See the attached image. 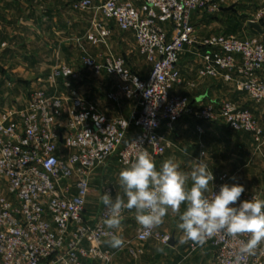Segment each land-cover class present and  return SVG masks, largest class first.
Masks as SVG:
<instances>
[{"label": "built area", "instance_id": "obj_1", "mask_svg": "<svg viewBox=\"0 0 264 264\" xmlns=\"http://www.w3.org/2000/svg\"><path fill=\"white\" fill-rule=\"evenodd\" d=\"M226 0H106L98 11L108 22H95L92 43L112 36L111 22L132 33L151 67L147 78L128 67L124 57L105 55L104 64L82 61L94 78L106 76L111 89L104 100L89 99L83 91L84 71L63 63L39 81L23 107H0V264H112L104 249L114 234L100 220L86 215L87 198L96 173L119 162L124 168L146 149L156 165L172 147L171 136L184 120L215 122L260 145L264 128L253 113L230 101L193 106L175 93L182 86L180 62L193 49L200 64L198 76L221 80L264 105V42L235 35L200 36L197 19L216 16ZM93 0H80L76 10L89 11ZM264 19V7L250 22ZM248 23V24H249ZM122 99L135 101L128 117L112 116L110 107ZM105 105H104V104ZM104 105V106H103ZM102 118L101 121L93 119ZM198 130L203 131L198 125ZM212 191L229 184V174H215ZM211 188V185H210ZM110 192V189H106ZM256 194H242L241 200ZM158 227L140 226L136 241L169 245L171 237ZM247 235L217 234L203 246L189 243L190 254L213 251L212 264H264V243L254 255L240 252Z\"/></svg>", "mask_w": 264, "mask_h": 264}, {"label": "rangeland", "instance_id": "obj_2", "mask_svg": "<svg viewBox=\"0 0 264 264\" xmlns=\"http://www.w3.org/2000/svg\"><path fill=\"white\" fill-rule=\"evenodd\" d=\"M13 1L15 5L11 10L13 15L9 14L8 19H10L9 21L15 25L14 28L17 30L14 32L17 33L19 39L14 43L9 41L8 44L6 41L4 46H0V100L5 102H11L14 100L12 104L17 105L18 107L25 106L29 101V96L32 90L36 88L39 81L43 79V76H41L35 80L34 74H45L47 71L45 65L49 63L48 60L55 58V61H58L62 56L66 59L65 64L73 66L79 71H84L82 61L85 57L93 58L98 64L103 65L105 55L110 51L113 55L123 56L125 58L129 55L128 66H131L133 70L135 69L139 77L146 78L150 74L151 67L147 64L145 57L140 53L139 48L137 51L135 41L133 42V40H129L128 42L125 40L127 43H122L125 38L131 39L132 37H126L114 22L110 23L112 27V36L110 39L105 40V42L101 40L99 43H92L90 41V36H96L95 22H108L98 11V7L101 4L100 2H105L106 0H93L95 2V7L89 11L75 9L76 3L80 0H38L35 5L42 8L40 11H44L46 8H54L61 3L62 5H65L67 7L66 17L68 19V25L66 33L60 36L53 29L42 26V29L39 30L41 37L36 40L39 44L35 45L29 42L30 39L34 37L35 33V31L29 26V21L31 20L29 8L33 7L34 0ZM0 2L2 4L3 2L8 4L12 3V1L7 2V0H0ZM222 7V9L234 7L235 11L229 15L230 17H228L227 20H222L219 16L221 13H217L216 16H206L199 20L197 19V26L199 28L198 33L200 36L204 37V34L209 32H212L210 34H223L236 29L237 32L235 36L237 35L239 38L240 36L244 37L246 35L245 33L249 32L247 26L249 21L253 20L258 11L264 7V0H226ZM236 23H238L237 27L233 28ZM259 24L264 29V19L260 20ZM13 25L8 27L9 30L7 29L4 33H11L10 29H12ZM255 34L260 37L256 32H254V35ZM56 39L63 40L65 44L62 46L59 45ZM4 56L7 57L4 58ZM36 58L39 63L36 61L34 62ZM196 60L194 63H190L191 61L188 56L185 55L183 57V62L191 65L190 72L194 75L196 71V75L193 76L194 79L192 81L194 83V88L187 87L183 93L178 94L187 97L191 104L196 107L205 106L210 102H216L218 104L223 101H230L238 107L237 103L232 100V95H234V91L237 88L235 86H229L221 80L200 78L197 70V68L199 69L200 64ZM40 61H43L41 65ZM62 64L63 63H57L54 67ZM83 75L86 80L83 85L87 86L83 88V91H85V95L89 97V99H93L98 95V93L95 92V89L100 84L103 85V82L104 87L107 86V84L110 87L112 85L110 79L106 76L94 78L87 71H84ZM202 81H208L211 85L215 82L219 87V90L223 91L224 88L225 92L216 93L215 91L216 94L208 93V98L205 99L204 96H206V94L199 90ZM207 85L211 86L209 84ZM209 92L212 91L209 90ZM104 96L105 94L100 95V97ZM129 102H132V105L135 107V101L129 100ZM254 106L255 108L250 107L249 109L252 111L257 122L264 128V116L261 113V110H259V108L264 105ZM1 107L4 108L8 106L3 104ZM256 108L258 110H256ZM194 124L195 135L194 133H191V136L195 138L196 141H199L200 139V142L197 144L201 147V151L206 150V154H208L210 159V165H208L210 170L216 174L226 172L232 176L235 172L239 171L240 174L237 175V182L235 183H239L245 187V192L243 194H260L261 199H264V140L262 144L257 145L253 143V140H251L246 134L230 131L220 118L215 122L194 121ZM198 125L202 127L203 131L198 130ZM211 130L216 132H211ZM226 135L229 137L228 140L226 139ZM206 137L207 145L205 147L202 142ZM185 143H187V141ZM241 145L244 147L241 148ZM245 151L249 152L248 157L244 154ZM202 154L205 155L204 153ZM245 166L247 167L245 168ZM109 177L108 173H106L104 176V182H108L107 180L111 179ZM0 185L5 186L3 179H0ZM177 224L178 223H175L174 220L166 218L161 225V230H170L171 233L173 230L178 229Z\"/></svg>", "mask_w": 264, "mask_h": 264}, {"label": "clouds", "instance_id": "obj_3", "mask_svg": "<svg viewBox=\"0 0 264 264\" xmlns=\"http://www.w3.org/2000/svg\"><path fill=\"white\" fill-rule=\"evenodd\" d=\"M93 119L99 122L102 118ZM195 161L190 171H183L176 157L171 156L157 169L146 149L138 152L118 174L120 191L114 198L108 191L101 197L108 213L103 223L119 229L127 210L134 212L136 222L145 231H151L162 225L171 212L178 216L177 227L183 233L179 243L203 247L220 233L232 238L247 235L240 252L254 255L264 243V199L252 196L241 200L245 187L239 183L222 184L218 193L213 192V172L202 159ZM105 243L113 249L124 246L123 238L116 234Z\"/></svg>", "mask_w": 264, "mask_h": 264}, {"label": "crops", "instance_id": "obj_4", "mask_svg": "<svg viewBox=\"0 0 264 264\" xmlns=\"http://www.w3.org/2000/svg\"><path fill=\"white\" fill-rule=\"evenodd\" d=\"M10 1H12V3H10V4L3 2V4H5V5H3L0 2V46H4L6 43L8 44L9 41H11V43H14L15 41H17L19 39V37L17 36V33L14 32L15 30H17L14 28L15 25H13V23L9 21L10 19H8L9 14L13 15L11 10L15 6L13 3L14 2L13 0H7V2H10ZM36 2H38V0H34L33 7L29 8V12L31 15V20L29 21L30 22L29 26L31 27V29L33 31H35V33H34V37L32 39H30V41L28 39V41L31 42V44H33V45L39 44V43H37L36 40L41 37L39 30L42 29V26H44L45 28L53 29L54 31H56V33L59 36L66 33L67 25H68V19L66 17L67 16L66 15L67 14V7L65 5H62V3H61L59 6H55L54 8H46L44 11H40V10H42V8L37 7L35 5ZM38 8H40V9H38ZM224 9H226V8H224ZM232 12L233 11H222L221 10V12H220L221 14L219 16L222 18V20L223 19L227 20V18L230 17L229 15ZM196 24H198L197 21H196ZM12 25H13V27H12V29H10L11 33H9V34L4 33V31H7L8 27H10ZM234 25L235 26L233 28H236L238 23H236ZM4 26H5V28H4ZM247 26L249 28V32L245 33L246 35L244 37L240 36V38L255 37V38H259L261 41L264 40L263 39L264 34H259L257 31L250 28L249 24ZM263 31H264V29H263ZM236 32L237 31L235 29V30H232L230 32L228 31V32L223 33V34H215V35H235ZM254 32L259 34L260 37H258L256 34L254 35ZM210 33H212V32L204 34V36L212 35ZM123 34L126 35V37L131 36L132 38L131 39L125 38L122 43H127L126 41L129 42V40H133V42L135 41V43H136L135 37L132 33H124L123 32ZM5 37H6V39H5ZM237 37H239V36H237ZM56 40L58 41V44L61 46L63 44H65V42H63V40L62 41L58 40V39H56ZM136 46H137V44H136ZM137 51H138V46H137ZM193 51H194L193 49L189 48V50H187L185 52L186 54L184 53L181 57L180 69L182 72L183 82H182L181 87H178L177 89H175L174 92L177 94L183 93L187 87H191V88L193 87L194 88V85H193L194 83L192 81L194 79L193 76L196 75V71L193 75L190 72L191 71V69H190L191 65L186 63V62H183V57L186 55L190 58L191 62L190 61L189 62L194 63V61L196 60V57L193 54ZM5 57H7V56H4V58ZM120 57H123V56H120ZM128 58H129V55H127V57L125 59L128 61ZM35 61L37 63H39L37 58H36V60H34V62ZM48 62L49 63H47V65H45L47 67L46 73L45 74L44 73L43 74L35 73L34 74L35 80L40 78L41 76H43L42 78L46 77L50 73V71L54 68V65H56L57 63H66V59L62 56L58 59V61L57 60L55 61V58L54 59L51 58L50 60H48ZM42 63H43V61H40V65ZM128 67L132 72L137 74L135 69L133 70L131 68V66H128ZM197 70H198V68H197ZM207 84L211 85L210 83H208V81H202L200 83L201 87L199 89V90H201V92L206 94V96H204L205 99L208 98V96H207L208 93L213 94V93H215V91H216V93L217 92H219V93L225 92L224 88H223V91L222 90L220 91L219 87L217 86V84L215 82H213L211 86H208ZM28 85H33V84H28ZM103 85H104V82H103ZM103 85L100 84L98 87H96L95 92H97L98 95L96 97H94L93 100H97V101L102 100L104 97H100V95L106 94V92H108V90L111 89V87L108 84H107V86H105L106 88ZM29 87H31V86H29ZM195 87H196V85H195ZM208 89L212 92H209ZM204 90H206V91H204ZM234 92L235 93H234V95H232V97H233L232 100L237 103L238 107L241 106L243 108L249 109L250 107L255 108L254 105H257L253 101H251L246 94L238 91L237 89H235ZM200 98H203V97H200ZM12 102H14V100L11 102L10 101L5 102L3 100H0L1 105L5 104V106H8V107H4V108L12 107L14 105V104H12ZM1 105H0V107H1ZM133 108H134V106L132 105V102H129L128 99H122L119 103L113 104L110 107L109 114L112 116L128 117L132 113ZM256 110H258V109L256 108ZM259 110H261V113L264 116V106H261L259 108ZM194 125L195 124H194L193 120L187 119V120H184L183 122H181L176 127V131H175L174 135L171 136L172 147H171L170 151L168 152V154L164 157V159H162L161 161L158 162L157 169H159V167L161 166V164L164 160H166L167 158H169L171 156L176 157L177 161L180 163L181 170H183V171H190L191 168L196 163L195 160H198V159H202L203 162L210 165V159H209L208 154H206V150L201 151V147L198 146V144H197L198 142H200V139H199V141H196V139L191 136V133H194V135H195ZM211 132H216V131L211 130ZM235 135H239V134H235ZM240 136H242V135H240ZM247 136L250 137L251 140H253L251 136H249V135H247ZM186 138H187V140H186ZM226 139L228 140L229 137L227 136ZM186 141H187V143H185ZM184 143H185V145H184ZM202 143L206 147L207 137L204 138ZM253 143H255V142L253 141ZM194 144H196V145H194ZM243 147L244 146L241 145V148H243ZM202 153H204L205 155H202ZM248 153L249 152H247V151L244 152V154L247 155V157L249 155ZM246 167L247 166H245V168ZM121 169H123V168L121 167L120 163L114 162L108 168H104V169L99 170L96 173V175L94 176V179L92 181L91 193L87 198V206H86V215L92 224H94L100 220L101 213L105 207L101 203V197L104 194V192L106 191V189H110L111 195L113 196V198L115 197L116 192L120 191L119 186H118V174H119ZM106 173H108V177L110 176L109 178H111V179L107 180L108 182H104V176ZM225 173H220V174H225ZM238 174H240L239 171L235 172L233 174V176L231 174H229V176H230L229 185L237 182V175ZM246 194H249V193H246ZM251 194H253V193H251ZM184 210H185L184 206L182 205L181 206V212H183ZM166 218H169V220H174L175 223H178V216L176 214L169 212V214L166 215L164 220ZM139 228H140V225L136 222V220L134 218V212H130L127 210H125V212L123 213V219H122V223H121V226L119 229L108 228L114 234L121 236L124 240V246L120 249H113L105 243L104 249L113 254L112 264H212V262H213L214 254H213V251L210 249H205V250H202L198 253L190 254V252H189V243L190 242L186 243V245H182L181 243H179V241L183 235L182 231L179 228L173 230L170 233V230L169 231L168 230H161V225L158 227L157 232L159 235L170 236L171 242H172V238L173 237L175 238V244L172 245L170 242V244L167 246L162 245L161 243H159L158 241H155V240L151 241L149 243H146V244L138 243L135 238H136V235H137ZM157 249H163V251L160 252V251H157Z\"/></svg>", "mask_w": 264, "mask_h": 264}, {"label": "water", "instance_id": "obj_5", "mask_svg": "<svg viewBox=\"0 0 264 264\" xmlns=\"http://www.w3.org/2000/svg\"><path fill=\"white\" fill-rule=\"evenodd\" d=\"M222 11H235V8L234 7H230V8H227V9H222ZM249 27L254 29L255 31H257L259 34H264V31H263L261 25L258 24V23L250 22L249 23ZM171 244L172 245L175 244V238L174 237L172 238Z\"/></svg>", "mask_w": 264, "mask_h": 264}, {"label": "trees", "instance_id": "obj_6", "mask_svg": "<svg viewBox=\"0 0 264 264\" xmlns=\"http://www.w3.org/2000/svg\"><path fill=\"white\" fill-rule=\"evenodd\" d=\"M263 29V28H262Z\"/></svg>", "mask_w": 264, "mask_h": 264}]
</instances>
